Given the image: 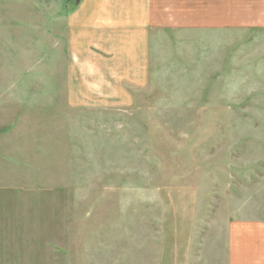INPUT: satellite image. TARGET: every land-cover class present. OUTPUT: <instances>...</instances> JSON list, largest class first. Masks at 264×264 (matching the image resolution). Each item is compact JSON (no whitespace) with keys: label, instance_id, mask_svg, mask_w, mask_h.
Instances as JSON below:
<instances>
[{"label":"rangeland","instance_id":"rangeland-1","mask_svg":"<svg viewBox=\"0 0 264 264\" xmlns=\"http://www.w3.org/2000/svg\"><path fill=\"white\" fill-rule=\"evenodd\" d=\"M20 4L0 50V264H226L230 220L264 217V30H155L143 80L146 50L113 57L78 26L68 72L64 18Z\"/></svg>","mask_w":264,"mask_h":264},{"label":"crops","instance_id":"crops-1","mask_svg":"<svg viewBox=\"0 0 264 264\" xmlns=\"http://www.w3.org/2000/svg\"><path fill=\"white\" fill-rule=\"evenodd\" d=\"M21 1L24 0H0V50L6 45L7 47L12 45L11 37L7 38L6 33L21 31L12 28L14 22L9 23L11 17H20L18 12L21 10ZM30 1L40 4L41 8H45L50 17L56 20L64 18L63 31L66 32L67 39L64 51L67 50L68 72L75 66V57L70 53V47L71 49L74 47L71 44H74L77 26L84 31L83 34L89 36L93 34L100 42L99 45L102 42H113L114 46L110 47L114 49L110 53L113 57H116L119 51L146 50V55L140 57L134 54L133 58L135 62L133 65L137 67L140 66L139 59H145L144 72L141 67L138 69L133 66L134 72L143 73V80L149 74L148 39L155 30L204 28L216 31L264 30V0H81L80 5L74 8L67 5V1L70 0ZM12 10L17 12L13 13ZM57 34L59 37L60 34ZM89 36H86L88 42L92 41ZM61 42L57 39L58 48L61 47ZM57 53V61L54 57L53 61L58 66L61 58L59 49ZM52 68L57 69L54 66ZM262 215L260 214V218L243 215L242 219L230 220L226 264H264ZM181 260L176 259L175 263H186V257H181Z\"/></svg>","mask_w":264,"mask_h":264},{"label":"water","instance_id":"water-1","mask_svg":"<svg viewBox=\"0 0 264 264\" xmlns=\"http://www.w3.org/2000/svg\"><path fill=\"white\" fill-rule=\"evenodd\" d=\"M81 3V0H70L67 1V5H71V7H78Z\"/></svg>","mask_w":264,"mask_h":264}]
</instances>
